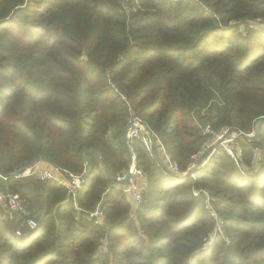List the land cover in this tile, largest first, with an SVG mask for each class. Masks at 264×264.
I'll return each instance as SVG.
<instances>
[{
    "label": "trees",
    "instance_id": "1",
    "mask_svg": "<svg viewBox=\"0 0 264 264\" xmlns=\"http://www.w3.org/2000/svg\"><path fill=\"white\" fill-rule=\"evenodd\" d=\"M256 19L264 20V0H0V170L44 156L81 175L87 149L91 163L70 193L54 180L6 178L38 228L30 233L16 213L0 217V264H264V28L250 26ZM133 116L178 165L172 172L145 134L129 138L147 179L135 210L117 187L131 162L121 136ZM261 117L259 137H241L238 163L217 147L183 175L206 124L248 134ZM207 198L222 227L204 248L216 224ZM98 204L100 225L88 214Z\"/></svg>",
    "mask_w": 264,
    "mask_h": 264
},
{
    "label": "built area",
    "instance_id": "2",
    "mask_svg": "<svg viewBox=\"0 0 264 264\" xmlns=\"http://www.w3.org/2000/svg\"><path fill=\"white\" fill-rule=\"evenodd\" d=\"M250 26H256L264 28V20L256 19L250 21ZM132 126L128 131V136L135 137L139 136L141 133L143 134L144 128L140 119L136 116H133ZM205 135L207 138L201 144V150L209 151V157L214 153L217 147H222L224 151L236 162L238 163L239 158L241 157V146L240 139L243 136H250L252 133L245 134L241 130L237 129H229L228 127H221L219 130H215L210 124H206L204 127ZM210 149V150H209ZM254 164L258 165L260 160V155L258 151L254 152ZM39 163V162H38ZM37 163V164H38ZM35 164L32 168L27 169L26 172L22 176H34L40 180H54L57 183L63 184L68 188L69 193L74 192L76 188H78L79 180L76 178L79 175H75L76 177H70L67 174L66 170H62L58 167L51 165L50 168H41ZM169 169L172 172L178 173V165L174 161H170L168 164ZM130 177L129 182L125 185L121 186L122 191H124L130 198V201L133 205V209L135 210L143 201L144 192L147 186V179L143 171L136 167L135 158H131L130 162ZM70 173V172H68ZM70 175H74L70 173ZM118 177V179L122 178ZM0 205L6 207L11 213H16L17 216L25 217V225L28 228L30 233H33L38 228V223L36 220L30 217V211L28 209V201L16 193H9L4 195L0 188ZM205 207L209 210L210 214L216 219V224L214 231L210 233V235L205 238L207 241L211 236L215 234L216 231H221L222 221L218 218L217 213L212 208L208 198L205 201ZM75 208L77 209V205L75 204ZM89 217L93 220V222L97 225L103 223V210L98 204L93 210L89 213ZM17 234H20V230L17 231ZM106 241L104 237H100V243L98 245L99 251H105Z\"/></svg>",
    "mask_w": 264,
    "mask_h": 264
},
{
    "label": "water",
    "instance_id": "3",
    "mask_svg": "<svg viewBox=\"0 0 264 264\" xmlns=\"http://www.w3.org/2000/svg\"><path fill=\"white\" fill-rule=\"evenodd\" d=\"M262 120H263V117L259 118L256 121L255 132L253 133V135L247 136L248 138L254 139V138H258L259 137V124H260V122ZM142 125H143V128H144L145 132H147V134L150 137V140H151L150 141L151 142V144H150L151 145V150H152V152H154L155 151V145H156V142H155V139H154V134L150 130V128L148 127V125H146L144 123ZM131 126H132V121H129L127 123V125L123 129L122 136H121V140H122L123 144L125 145V147H126V149L128 151L129 157L132 158L133 157V152H132L131 147L129 145V138L130 137L128 136V131L131 128ZM87 152H88V149L85 150V152L83 153V158H84V161H85V168H84V171L82 172V174L76 177L75 175H70V173L67 172V174L70 177H76L79 180L78 188H80V187L83 186V184L87 180L88 175H89V172L91 170V163H90L89 159L87 158ZM206 153H205V155L208 154V153L207 154ZM40 161H43V162H46V163H51L50 159L45 158L44 156H36L34 158L29 159L28 161L23 162L20 165V167L17 170H15L13 173H4V172H2L0 170V188L2 190V193L4 195H7L8 194V189H7V184H6V178L8 176L20 177V176H22L26 172L27 169L32 168L35 164H37ZM199 164H200V162L197 163V166L193 167L191 170L187 171L183 175H186V176L193 175L197 171ZM129 177H130V169L128 167L126 169L123 177L120 178V179H117V180H118V182L121 185H125V184H127L129 182Z\"/></svg>",
    "mask_w": 264,
    "mask_h": 264
},
{
    "label": "rangeland",
    "instance_id": "4",
    "mask_svg": "<svg viewBox=\"0 0 264 264\" xmlns=\"http://www.w3.org/2000/svg\"><path fill=\"white\" fill-rule=\"evenodd\" d=\"M140 119V118H139ZM140 121H141V119H140ZM142 124H143V122H142ZM253 133L255 132V130L254 131H252ZM251 132V133H252ZM143 134H145L144 136H143V141L146 143V145L151 149V140H150V137H149V135L147 134V132H145V130H144V132H143ZM251 135H253V134H251ZM154 139H155V135H154ZM156 142V141H155ZM158 145H160L161 146V148L163 147L164 148V146L163 145H161L160 143H158ZM162 148V153H163V155H167L168 153H166L167 152V150L165 149H163ZM200 150H201V148H200ZM208 151V150H207ZM207 151H205V150H202L201 152L199 151L198 152V154H197V157L195 158V161H194V163L192 164V167H190L189 168V170H191L193 167H195V166H197V163L198 162H200V164H199V166H198V168H200V167H203L206 163H207V161L209 160V151L207 152ZM208 154H207V153ZM205 153L207 154V155H205ZM133 157H134V155H133ZM131 158V157H130ZM135 158V157H134ZM159 158L160 159H162L163 160V158H165L164 156H163V158H161V156H159ZM164 161V160H163ZM165 163V162H164ZM136 164V163H135ZM129 166H130V164H129ZM168 166V165H167ZM188 170V171H189ZM180 173V172H179ZM186 173V172H185ZM182 174V173H181ZM184 174V173H183ZM119 177H121V176H119ZM11 214H13V213H9V211L7 210V209H5V208H2V207H0V217H3V216H5V217H7L8 215H11ZM16 217H17V215L16 214H14ZM21 218V217H20ZM213 235L211 236V238H209L207 241H203V246H204V248L205 247H207V246H209L211 243H212V240H213ZM105 252V251H104ZM104 252H99V254H101V253H104Z\"/></svg>",
    "mask_w": 264,
    "mask_h": 264
},
{
    "label": "crops",
    "instance_id": "5",
    "mask_svg": "<svg viewBox=\"0 0 264 264\" xmlns=\"http://www.w3.org/2000/svg\"><path fill=\"white\" fill-rule=\"evenodd\" d=\"M163 148V147H162ZM162 148H161V146L160 145H158V143H156V145H155V154L159 157V156H161V158H163V156L165 157V158H163V160H162V162L164 163V164H166V165H168L169 164V162L171 161L170 160V158H169V156H168V154L167 155H163V153H162ZM164 149V148H163ZM165 150V149H164ZM167 153V152H166ZM37 166L38 167H41V168H50L51 167V164L50 163H46V162H43V161H40L38 164H37ZM122 185L119 183V185L117 184V187H121Z\"/></svg>",
    "mask_w": 264,
    "mask_h": 264
}]
</instances>
